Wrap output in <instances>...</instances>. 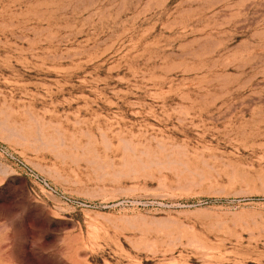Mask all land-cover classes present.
Returning a JSON list of instances; mask_svg holds the SVG:
<instances>
[{"label":"rangeland","instance_id":"1","mask_svg":"<svg viewBox=\"0 0 264 264\" xmlns=\"http://www.w3.org/2000/svg\"><path fill=\"white\" fill-rule=\"evenodd\" d=\"M0 264H264V0H0Z\"/></svg>","mask_w":264,"mask_h":264},{"label":"built area","instance_id":"2","mask_svg":"<svg viewBox=\"0 0 264 264\" xmlns=\"http://www.w3.org/2000/svg\"><path fill=\"white\" fill-rule=\"evenodd\" d=\"M44 183V186L46 187V188H50V186L46 183V182H43Z\"/></svg>","mask_w":264,"mask_h":264}]
</instances>
